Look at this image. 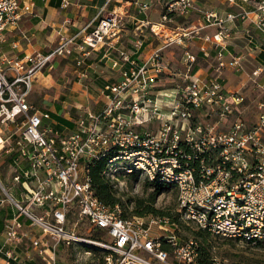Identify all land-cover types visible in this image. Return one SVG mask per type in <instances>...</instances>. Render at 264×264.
I'll use <instances>...</instances> for the list:
<instances>
[{
  "label": "built area",
  "instance_id": "1",
  "mask_svg": "<svg viewBox=\"0 0 264 264\" xmlns=\"http://www.w3.org/2000/svg\"><path fill=\"white\" fill-rule=\"evenodd\" d=\"M152 1L106 0L90 32L61 36L47 54L19 56L5 52L3 45L7 33L35 4L0 0V154L16 156L12 188L0 181V205L17 210L0 235V264H28L35 255L56 264L61 243L97 246L106 253L107 264H200L199 244L193 239L182 242L177 222L155 216L149 222L144 217L124 218L119 204L108 206L96 197L89 164L104 158V175L121 168L170 182L177 189L179 209L202 230L264 243V98L255 122L248 124L239 114L244 96L226 90L219 75L194 72L198 57L189 48L204 38L217 50L219 74L243 69L242 57L226 58L230 53L225 24L248 20L264 35V0H224L232 8L225 17L200 0H160V19H144L135 29L136 48H142L147 33L158 43L147 59L140 60L134 52L116 49V40L124 30L126 12L134 7L137 15H147ZM60 2L68 8L72 0ZM194 13L200 14L203 25L189 22ZM207 27H217L218 32L203 37ZM245 31L253 41L249 27ZM174 46L183 50L184 69L167 59V50ZM102 49L120 72L119 81L101 89L106 101L102 111L79 116V129L70 134L52 123L45 125L50 114L30 102L37 74L54 69L59 58L75 50L81 66ZM87 75L83 72L80 78ZM168 76L185 84L159 88ZM257 85L264 95V86L258 81ZM152 125L157 128L152 130ZM72 215L78 216L75 227L87 222L90 231L101 236L85 238L67 230ZM40 232L44 238L37 236ZM28 243L31 248L22 251Z\"/></svg>",
  "mask_w": 264,
  "mask_h": 264
},
{
  "label": "crops",
  "instance_id": "2",
  "mask_svg": "<svg viewBox=\"0 0 264 264\" xmlns=\"http://www.w3.org/2000/svg\"><path fill=\"white\" fill-rule=\"evenodd\" d=\"M25 3L34 2V10L27 14L18 26L7 33V42L3 45L5 52L9 54H18L23 56L31 53H43L47 54L56 48L60 43L61 36L69 38L74 34L84 31L88 33L92 30L89 27L92 20L95 18L98 10L103 7L106 0H72L71 5L68 8H62L60 0H22ZM206 6H209L216 10L222 17H225L228 12L232 11V8L224 2V0H200ZM154 8L149 11V14H139L134 7L130 8L126 12L124 30L119 39H117L116 49H123L130 53H135V57L140 60L147 59L154 47L158 44L157 41L147 34H144L142 40L144 45L141 49L134 46L136 41L135 29L140 25V21L144 19H151L152 21H158L160 19V13L162 4L160 0H153ZM115 2L111 4L109 10L113 9ZM126 7L125 4L122 8ZM247 9H252L251 5H245ZM194 25H203L200 14L194 13L189 21ZM226 28L228 29V36L225 38L227 43V51L230 55L226 58L229 59L231 55L240 56L244 59L247 56H252L256 59L258 66L254 72H258V76L254 78L260 83L259 80L264 81V35L259 32L255 27L247 20H236L234 23L227 22ZM253 32V41H250L245 28ZM218 32L217 27H207L202 30V36H213ZM13 45H17V48H13ZM191 47V48H190ZM190 50L197 54L198 61L194 66V72H198L203 77H210L217 74V62L216 54L217 50L213 48L212 43H207L204 38H199L189 45ZM202 48H205V52H202ZM169 51V52H168ZM172 51V49H171ZM170 50L166 53L168 56L172 55ZM191 51V52H192ZM253 53L258 55L254 56ZM80 56V53L75 50L74 54L65 58L74 63V58ZM94 57L88 61L89 77L85 80L91 81L90 85H84L83 81L78 76L73 82L70 93L62 101V104L55 105L48 103L47 112L51 116L50 121H46L45 125L53 124L55 128H59L64 134H70L78 131L77 125L78 118L81 115H85L88 111L93 113H99L105 106V99L101 94V89L106 83H113L120 80V72L112 68L111 58L106 57L105 50L94 53ZM115 55V51L112 52V56ZM77 58V57H76ZM59 58L55 64L58 65ZM184 59L177 61H169L173 64L179 63L182 65ZM207 63V67H200V61ZM245 60H243V63ZM71 63V64H72ZM93 67V68H92ZM92 68V69H90ZM244 69V64H243ZM226 70V69H225ZM223 72V71H222ZM220 72V75L221 73ZM38 76V74H37ZM36 76V78H37ZM223 82L225 80H222ZM35 91H37L36 80L34 81ZM30 96V102L33 104L32 95ZM45 110V111H46ZM44 112V111H43ZM59 118L66 120L67 123H62ZM14 156H8L0 154V181L7 188H12V170ZM22 167L26 166V162L21 160ZM6 181V182H5ZM2 194H0V197ZM17 214V210L9 204L0 205V235L2 234L7 219ZM22 220H25L22 218Z\"/></svg>",
  "mask_w": 264,
  "mask_h": 264
},
{
  "label": "rangeland",
  "instance_id": "3",
  "mask_svg": "<svg viewBox=\"0 0 264 264\" xmlns=\"http://www.w3.org/2000/svg\"><path fill=\"white\" fill-rule=\"evenodd\" d=\"M171 49L170 53H172V55H170V57L168 56L170 61H177L183 58L184 54L182 48L174 46ZM94 53L97 52H92L91 56L86 59L85 63L81 66L77 64V58H81V56L78 55L76 56L77 58H74V63H69V61L64 58L59 60L58 65L54 69H45L42 73H39L36 78L37 91H35L34 88V93L32 95L33 105L37 109L47 112L46 109L48 108V105L46 104L51 103L57 106L62 104V101L66 98L67 94L70 93V88L76 80V76L79 74L80 77L81 73L87 71L89 77L88 61L95 56ZM253 54L254 56L258 55L257 53ZM243 60H245V63H243ZM243 60L242 65L244 64V69H226L223 70L221 75L215 73V75L210 77H216L219 75L221 80H225L223 84L226 90L244 96L245 101L239 108V114L248 124H253L258 115L259 102L263 100L264 95L262 93V88L257 85V81L254 78V70L258 66L256 59L252 56H247ZM171 64L174 67L184 69V66L179 63ZM199 66L206 68L208 65L201 60ZM261 77H264V73ZM259 81L260 84L264 86V81ZM83 83L84 85H90V87H92L91 81L88 79L85 80V82L83 81ZM184 84L185 83L180 79L174 76H168L167 78L160 80L159 88L170 89L177 85L183 86ZM224 123L227 125L229 124L228 121H225ZM2 128H4V126ZM156 128V125L151 126L152 130H155ZM123 165L127 166L126 163ZM120 166L121 165H118V167ZM112 169H114V167ZM105 176L108 178L110 185L115 191L116 197L119 198L120 208L122 212L126 214L127 218H132L134 216L133 213L136 208V202L143 200L144 202L142 204H146L153 199V204L160 213L158 216H145L144 218L146 221L149 222L151 216L175 217L178 220L179 236L181 237L182 242H187L190 239H193L200 246L201 241L195 238L194 233L202 229L199 228L197 224L190 221L186 217L185 212L179 209L178 192L175 186L164 185L159 188V186L153 185V181L155 180H151L146 173L136 171L128 174L121 168H119L116 173H112V171L109 170ZM135 216L139 217L138 215ZM77 218V215L71 216L69 223L66 226L67 230H73L78 236L85 238L101 236L98 232L93 230L90 231L91 228L87 222H82L75 227L74 223L77 221ZM154 228L157 230L156 227ZM38 230L39 228H34V232H38ZM211 234L212 238L210 244L214 260L213 264H260L262 262L261 260L264 258V243H249L239 239L227 238L213 233ZM37 236H41L42 238L45 237L41 232L38 233ZM27 248H31L29 243L22 247V251H26ZM105 256L106 253L99 250V247L97 246L89 247L88 245L78 243H71L70 245L61 243L56 249L55 261L56 264H107ZM28 264L47 263L41 257L35 255L33 260L29 261Z\"/></svg>",
  "mask_w": 264,
  "mask_h": 264
},
{
  "label": "trees",
  "instance_id": "4",
  "mask_svg": "<svg viewBox=\"0 0 264 264\" xmlns=\"http://www.w3.org/2000/svg\"><path fill=\"white\" fill-rule=\"evenodd\" d=\"M59 121L62 123L69 124L66 120H63L62 118H59ZM107 159H101L99 161H96L94 163L89 164L90 168V176L92 180L93 189L95 192L96 197L102 201L104 204L108 206H115L120 203L119 198L116 197V193L113 190L112 186L110 185L108 178L104 175V170L106 168ZM153 185L159 186H172L173 185L170 182H167L161 178H157L155 181H153ZM144 201L140 200L136 202V208L134 211V216L138 215L139 217H145L148 215H155L158 216L160 211L155 208L153 204V199L148 201L146 204H142ZM122 216L124 218H127L126 214L122 212ZM170 220L177 222V218L169 216ZM194 236L196 239L200 240V252L201 257L199 260L200 264H213V256L211 253V238L212 234L211 232L207 230H199L194 233ZM251 243V242H249ZM258 243V242H257ZM262 262L260 264H264V258L261 260Z\"/></svg>",
  "mask_w": 264,
  "mask_h": 264
}]
</instances>
